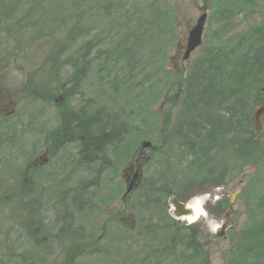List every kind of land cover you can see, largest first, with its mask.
I'll return each instance as SVG.
<instances>
[{
  "label": "rangeland",
  "instance_id": "1",
  "mask_svg": "<svg viewBox=\"0 0 264 264\" xmlns=\"http://www.w3.org/2000/svg\"><path fill=\"white\" fill-rule=\"evenodd\" d=\"M204 7L208 17L202 45H215L223 40L224 46L240 42L246 47L243 36L250 32H262L264 38V4L259 0H89L78 5L65 0H0V58L14 59L9 64L11 68L0 77V84L16 92L18 108L14 129L3 130L9 133L4 139L6 145L0 146V155L4 156L0 163V264L20 263L28 251L38 250L31 244L34 237L27 239L23 227L25 210L21 202L28 201L21 193V172L39 148L43 151L46 148L32 144L37 142L28 144L25 140L30 136L26 132L32 127L39 130L46 122L48 128L57 123L66 130V133L63 130L61 147L47 146L56 148L54 153L62 161L58 168L61 173L56 178L47 177L46 195H30L29 202L32 205L49 202L50 210L54 201H72V191L78 188L77 201L82 197L86 201L90 188L95 195L99 192V198L93 202L96 205L101 203L102 196L109 200L112 193L101 189L106 182L102 174L106 166L118 172L122 163L125 165L141 150L142 142L151 144L149 151L145 147L148 161L143 175L153 183L142 193L136 190L126 197L124 223L109 227L114 230L108 239L94 245L100 253L81 260L80 264H104L105 252L111 258L110 264H119L112 252L117 240L121 241V262L139 263L141 256L149 252V245L156 249L163 245L162 241L171 239L172 234H162L161 241L155 243L140 242L142 248L137 249L131 245L138 234L130 235L131 230L153 219L165 227L166 215L174 227L188 233L187 239H195L197 246L205 251L206 264L244 263L238 260V249L245 246V241L251 243L252 233L261 232L264 238L259 222L264 208V80L251 93L254 154L247 158L248 163L240 171H235L236 165L228 164L225 159V168L213 166L196 176L188 167V152L170 137L183 79L200 49L187 59L182 58L187 33ZM225 8L233 11L235 19L217 21L213 14ZM223 26L226 27L222 29ZM217 31L227 34L223 38L219 35L217 40L213 37ZM119 47L130 48L129 59L136 60L134 67L131 63L126 66L124 61L109 60ZM2 67L0 73H3ZM259 109L256 129L255 114ZM82 123H87L89 129L82 127ZM79 128L83 130L82 139H78ZM32 136L33 140L39 135ZM86 153L96 156L87 163L82 160ZM116 181L117 177L111 183ZM153 184L155 190L151 187ZM216 188L224 191L223 196L217 200L207 198L202 205L204 216L194 222L184 223L169 216L170 196L186 202ZM234 190L237 193L230 215L232 224L224 237H217L216 229L208 223L223 222ZM121 196H113L112 201L117 203ZM66 211L64 217L69 219L73 210ZM97 214L95 222L89 218L82 220L84 231L95 225L94 237L106 220L103 211ZM37 217L40 219L39 214ZM78 223L80 220L69 223L74 235L78 234ZM48 228H45L47 234L55 233ZM121 228L125 230L124 235ZM177 235L180 237L179 232ZM67 237L59 238L57 245L58 249L62 245L63 256L74 243L70 240L71 233ZM175 240L177 237L173 236ZM258 240V245H264L262 239ZM43 247L37 251L42 257L52 259L58 252L52 240ZM50 253L52 256H48ZM244 258L248 264L255 259L251 255Z\"/></svg>",
  "mask_w": 264,
  "mask_h": 264
},
{
  "label": "trees",
  "instance_id": "2",
  "mask_svg": "<svg viewBox=\"0 0 264 264\" xmlns=\"http://www.w3.org/2000/svg\"><path fill=\"white\" fill-rule=\"evenodd\" d=\"M253 1L258 0H251ZM259 1L264 4V0ZM213 17L219 22H229L235 19V14L229 8H225L216 11ZM226 34L217 31L213 37L218 40L219 35L223 38ZM243 39L246 47L240 42L224 46L223 40L215 45L204 43L183 79L179 108L170 137L179 148L188 152V167L196 176L203 175L213 166L225 168L227 164L225 159L228 160V164L236 165L235 171H240L248 163L247 158L254 154L251 93L257 90L264 80V38L262 32H250L244 35ZM129 52V47L123 49L119 47L109 56V60L113 63L124 61L126 66L131 63L134 67L136 60L129 59ZM5 138L6 134L0 135V146L6 145ZM3 159L4 156L0 155V163ZM151 187L155 190L154 184ZM169 219L166 215L165 227L160 225V221L156 223L153 219L131 230L130 235L138 234L133 238L131 245L137 249L141 247L140 242L155 243L161 241L162 234H172L171 239L162 241L163 245L156 249L149 245L150 253L145 252L139 263H132L206 264L205 251L197 246L195 239L190 240L191 237L187 239L188 233L174 227ZM259 222L264 229V208ZM178 232L180 237L177 235ZM173 236H176L177 240L173 241ZM258 239L264 241L261 232L252 233L253 245L250 246L251 243L245 241V246L241 250L238 249V260H243L244 263L238 261L237 264H248V261L243 259L246 255L255 258L251 264H264V245H258ZM120 243L121 241L117 240L112 252L119 259V264H124L120 260L122 259ZM103 258L106 260L104 264L111 263L107 252ZM14 264L27 263L24 257L22 262Z\"/></svg>",
  "mask_w": 264,
  "mask_h": 264
},
{
  "label": "flooded vegetation",
  "instance_id": "3",
  "mask_svg": "<svg viewBox=\"0 0 264 264\" xmlns=\"http://www.w3.org/2000/svg\"><path fill=\"white\" fill-rule=\"evenodd\" d=\"M205 8V7H204ZM14 59L9 61L5 58H0V66L3 73H0V77H3L4 72L7 71L10 67L9 64H12ZM16 92L12 90H7L5 86L0 84V135L8 134L10 130L14 129L17 118V107H16ZM85 124V125H84ZM49 123H44V126L37 130L36 128H31L27 130L26 134L30 137L25 141L37 142L36 144L32 143L33 145H44L46 148L44 151L39 148L38 153H36L35 157L29 161L27 165H25L22 169L21 176H22V189L21 193L24 195L23 197L28 201L21 202L22 209L25 210V217H24V229L26 232L27 239L30 236L31 238L34 237V241H32V245L34 250L38 249L37 251L43 249V245L48 241L54 242V247H57V253L52 259L48 257H42L38 254L37 251H28V254L25 255V262L29 264L32 262L33 264H80V261L83 259L92 258L100 253V250L97 247H94L95 243L98 241L106 240L109 237V233L113 230H109V227L114 228L116 225H121L125 221V201L126 196L125 194L127 187L130 184L133 185L131 187L130 194L134 191H145L149 185L153 182L149 179H144V166L148 161V156L146 154V149L148 151L151 149V144L147 146L148 148H141L132 160H128L127 163L124 165H120L118 167V172L113 169L109 170V165L106 166V170L102 173L105 178V183H103L101 189L108 190L112 193V197L104 199L102 196V201L100 204L96 205L94 198H99L98 191L95 195L94 190L90 188V192L88 194L87 200L83 201L85 197H82L80 201H77V194L79 193V188L72 191V201L70 202H57L54 201L55 205H51L52 209L47 206L46 201L38 202L37 205H32L30 200V195L38 193L39 195H46L47 187H46V180L47 177L53 176L57 177L61 170L58 168L62 166V161L59 162L57 159L56 153L54 151L56 148H49L51 147H61L62 143V136L65 135L66 130L64 127L58 126L57 123L53 127L48 128ZM80 126L81 124H77ZM87 123H82V127L85 129H89L86 126ZM67 127V126H66ZM68 128V127H67ZM3 130H8L3 132ZM65 133H64V131ZM80 137L78 139L83 138V130L79 128ZM32 134L39 135L38 139H31L33 136ZM70 135H73V131H70ZM74 138V137H73ZM72 142V137L69 138ZM42 150V152H41ZM31 154V153H30ZM28 156V152H27ZM96 154L86 153L84 154V158L87 163L90 159ZM60 157V156H59ZM61 158V157H60ZM117 177V181L115 183H111L112 180ZM24 183V184H23ZM91 185V184H90ZM52 189L57 190V187H53ZM58 194L61 192L57 191ZM74 193L76 195L75 201H73ZM122 194L121 200H118L115 203L113 200L117 198V195ZM129 194V195H130ZM116 195V196H115ZM86 196V195H85ZM128 197V196H127ZM106 200V202H103ZM111 200V201H110ZM57 205V207H56ZM75 206L73 209L72 207ZM117 206V208H116ZM73 210V213L69 214V219L64 217L66 210ZM99 211H103V214L106 216V220L103 221L101 226V232L94 237V232L97 230L95 225L91 224L90 230L88 234H85L84 225L82 220L86 219L97 221L99 215L97 214ZM110 211V212H109ZM40 215V219L37 215ZM80 220L81 223L79 224V231L77 235H74L73 230L70 228V221H77ZM37 223V225H36ZM35 224L36 227L33 229L32 225ZM83 225V226H82ZM49 229L54 230V234H47L46 227ZM93 228V229H92ZM44 232V233H43ZM85 232V233H84ZM71 233L72 237L70 240L74 241L73 245L70 246L69 252L66 253L64 256L62 255V245L60 244V248L58 249V243L60 241L59 238L67 239L68 234ZM34 234V235H33ZM45 234V235H44ZM121 234H125V230L121 228ZM83 237V238H82ZM81 238V239H79ZM108 239V238H107ZM30 245V243L28 242ZM52 252V251H51ZM53 253L48 254V256H52ZM37 258V260L34 259Z\"/></svg>",
  "mask_w": 264,
  "mask_h": 264
},
{
  "label": "water",
  "instance_id": "4",
  "mask_svg": "<svg viewBox=\"0 0 264 264\" xmlns=\"http://www.w3.org/2000/svg\"><path fill=\"white\" fill-rule=\"evenodd\" d=\"M67 2L71 3V4H80L83 2H86L88 0H66ZM206 21V14L202 13L201 15H199V17L196 19L195 24L191 27V29L188 31V35H187V40H186V46L183 52V59H187L189 57V55L196 50L202 43V34H203V28H204V23ZM261 110L259 109L256 114H255V127L256 129L258 128V116L260 115ZM148 145H150L149 142L144 141L141 143V147L145 148ZM132 184H130V186L127 188L126 190V194H128L131 190ZM223 190L220 188H216L213 189L211 191H209V193L207 194V196H202V202L207 199V198H219L221 196H223ZM235 193H237V190H234L232 193H230V200H229V204H228V209L227 211L224 213L223 216V222L222 221H209V226L210 224L213 225V230L216 229L215 231V235L217 237H223L225 235V231L227 230L228 227L231 226L232 221L230 219V215L233 211V203L235 200ZM169 205H170V209H169V214L171 215V217H173L174 219H182V221L184 223H190L187 219L188 216H192L194 214V212L191 209L190 206V201L189 202H181L178 201L175 197H170L169 200ZM209 228V227H208Z\"/></svg>",
  "mask_w": 264,
  "mask_h": 264
},
{
  "label": "bare ground",
  "instance_id": "5",
  "mask_svg": "<svg viewBox=\"0 0 264 264\" xmlns=\"http://www.w3.org/2000/svg\"><path fill=\"white\" fill-rule=\"evenodd\" d=\"M196 198L197 199H193L192 201H190V206L194 214L192 216L187 217L189 222L196 220L200 216H204V213L201 209L202 199L201 197H196Z\"/></svg>",
  "mask_w": 264,
  "mask_h": 264
}]
</instances>
